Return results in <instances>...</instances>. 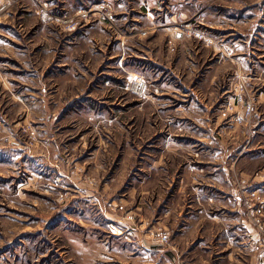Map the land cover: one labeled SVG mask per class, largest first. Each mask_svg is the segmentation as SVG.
<instances>
[{"label":"rangeland","instance_id":"1","mask_svg":"<svg viewBox=\"0 0 264 264\" xmlns=\"http://www.w3.org/2000/svg\"><path fill=\"white\" fill-rule=\"evenodd\" d=\"M0 96V264H173L159 179L264 130V0H0Z\"/></svg>","mask_w":264,"mask_h":264},{"label":"crops","instance_id":"2","mask_svg":"<svg viewBox=\"0 0 264 264\" xmlns=\"http://www.w3.org/2000/svg\"><path fill=\"white\" fill-rule=\"evenodd\" d=\"M149 10L145 6L147 17L151 14ZM43 99L48 100L46 97ZM248 134L242 129L212 131L211 136L216 137L212 146L220 149L224 159L210 167L211 175L221 174L216 181L208 176L197 177V174L187 183L182 176L159 179L166 203L161 204V200H157L156 227H169L173 234L168 250L173 256V264H199L201 257L205 258L203 264L264 263L256 244L257 231L245 216L241 203L243 190L245 195L252 196L264 206V130L252 136ZM235 173L239 175L237 180L232 175ZM146 190L149 192L145 189L143 194L147 193ZM235 216L237 219L227 220ZM166 218H172L173 222L165 224ZM202 219L209 221L208 228H204ZM152 226L139 230L148 233L159 229ZM117 229L122 233L123 228ZM151 244L147 238L140 245L150 251L153 250ZM136 255V251L131 252V256ZM162 255L165 256L164 253Z\"/></svg>","mask_w":264,"mask_h":264},{"label":"built area","instance_id":"3","mask_svg":"<svg viewBox=\"0 0 264 264\" xmlns=\"http://www.w3.org/2000/svg\"><path fill=\"white\" fill-rule=\"evenodd\" d=\"M168 238H169V236H163L161 239H162V241L164 242V241H168Z\"/></svg>","mask_w":264,"mask_h":264},{"label":"bare ground","instance_id":"4","mask_svg":"<svg viewBox=\"0 0 264 264\" xmlns=\"http://www.w3.org/2000/svg\"><path fill=\"white\" fill-rule=\"evenodd\" d=\"M63 254V253H62Z\"/></svg>","mask_w":264,"mask_h":264}]
</instances>
